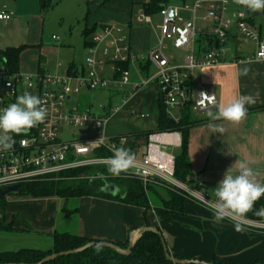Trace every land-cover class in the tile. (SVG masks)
I'll use <instances>...</instances> for the list:
<instances>
[{
	"label": "crops",
	"instance_id": "crops-1",
	"mask_svg": "<svg viewBox=\"0 0 264 264\" xmlns=\"http://www.w3.org/2000/svg\"><path fill=\"white\" fill-rule=\"evenodd\" d=\"M94 2L98 8L92 13L90 5ZM145 3H149L148 0H0V10L5 6L15 14L9 21L0 20V53L22 48L18 72L24 74L64 73L69 67L82 70L94 33L110 25H120L129 37L133 53L145 59L154 49L153 43L150 33L143 27L147 23L136 21L132 10L133 4L144 8ZM47 8H61L64 14L54 26L45 15ZM183 17L191 19L188 14ZM59 64L64 66L59 67ZM147 65L139 62L130 67L132 83L149 76L142 71ZM3 66L0 58V69ZM245 66L250 68L247 76L240 74ZM196 71L201 74L200 78L196 77L199 82L218 97V105L192 114L188 178L199 177L208 195L216 200L215 188L225 173L238 174V163L246 161L258 173V182L264 184V62L228 64ZM129 93L130 87L123 92L108 93L109 103L113 105L114 99H120L122 105ZM240 95L255 99V104L246 106L248 114L242 123L210 121L208 111L215 113L220 104ZM158 101L155 86L142 89L129 99L126 110L116 115L121 116V130L116 131L111 122L108 125L110 138L128 137L125 149H130L137 159L142 157L145 135L158 129ZM210 123L223 126L225 132L214 133L209 128ZM109 191L115 193L114 188ZM159 198L155 196L152 202L159 204ZM14 199L6 201L14 211L11 217L15 218L14 230L8 233L34 231L44 235L47 241L33 250L52 251L56 234L114 244L129 243L133 237L136 243L142 236L140 229L155 227L162 232L169 253L181 260L212 264L215 258L233 264H258L264 260V231L245 228L244 232H237L233 222L227 219L216 222L212 211L191 201L186 204L185 216L159 218L154 209L145 210L95 197L79 198L75 208H68V211H65L66 201L58 197ZM27 221L29 227L25 225Z\"/></svg>",
	"mask_w": 264,
	"mask_h": 264
},
{
	"label": "built area",
	"instance_id": "built-area-1",
	"mask_svg": "<svg viewBox=\"0 0 264 264\" xmlns=\"http://www.w3.org/2000/svg\"><path fill=\"white\" fill-rule=\"evenodd\" d=\"M232 3L233 0L227 3L224 0H186L180 5H164L158 14L162 20L159 27L162 40L145 59L133 53L123 27L110 25L94 33L82 70L69 67L64 73L40 71L31 75L13 72L4 65L0 69V110L27 91L45 102L47 116L26 134H13V148L0 151V190L55 180L74 170L107 167V158L128 143L126 136L110 138L108 125L113 117L126 110L129 99L142 89L151 86L158 89L159 101L176 125L181 123L186 110L199 113L215 108L218 97L199 82L196 70L241 61L264 62V12L252 13L240 6L242 9L230 18ZM201 12L203 17H199ZM183 14L190 15L191 19L186 20ZM14 16L5 6L0 10L1 21H9ZM259 18L261 22L257 21ZM138 20L152 23L144 10ZM200 20L211 25L207 32L198 28ZM199 37L206 38L200 50L197 49ZM165 41L186 53L183 65L175 64L173 58L165 55ZM139 62L152 66L155 73L132 83L130 68L124 66ZM128 87L131 93L123 99L122 105L109 103L102 107L101 114L68 106L84 90L119 93ZM66 132L71 133L69 140L62 138ZM181 146V132H154L146 139L141 159L135 158V166L124 174L139 180L145 189L160 185L212 211L210 203L215 199L208 195L199 177L185 182L176 177V159ZM259 218H246L245 228L264 231V217Z\"/></svg>",
	"mask_w": 264,
	"mask_h": 264
},
{
	"label": "trees",
	"instance_id": "trees-1",
	"mask_svg": "<svg viewBox=\"0 0 264 264\" xmlns=\"http://www.w3.org/2000/svg\"><path fill=\"white\" fill-rule=\"evenodd\" d=\"M186 0H150L144 4V11L147 15H158L164 5L172 3H183ZM205 37L197 39V49H201ZM23 49L10 48L0 53V58L4 65L13 72L19 71V62ZM125 69L130 66L125 65ZM150 66L147 65L142 71L149 74ZM158 129L156 132L178 131L182 133V149L176 159V177L185 182L190 176V165L188 157L189 130L193 125L191 110H186L182 114L180 124H174L167 116L164 106L158 101ZM264 109V108H262ZM152 134V133H151ZM150 134L145 135L147 138ZM95 177H98L95 179ZM59 181H42L37 183L21 185L19 192L15 195L29 198L58 197L68 202L70 199H79L83 197H95L123 203L125 205L143 208L145 210L154 209L159 218H168L170 216H185V207L189 201L185 196L169 189L167 197L161 198L156 194L152 185L144 188L143 184L124 173L120 176H113L107 171V167L101 169L85 168L64 173ZM109 188L115 189V193L107 192ZM147 191H152L158 198L159 204L151 203ZM3 207L6 200H0ZM5 208V207H4ZM264 208V196H262L254 205L251 212L247 214V219L260 220L255 212ZM65 211L68 208L65 206ZM15 221L9 223L5 219H0V232H12ZM160 231V230H159ZM161 232V231H160ZM162 233V232H161ZM163 236L153 232H145L135 243L131 254L125 256L114 249L95 245L94 247L70 256L59 257L55 261L47 264H173L168 261L163 249ZM91 242L84 238L69 235L56 234L54 236V248L52 251L44 252L33 249H22L19 251L3 252L0 254V264H40L44 259L63 252L79 250ZM120 249L128 248L129 243L115 244ZM178 259V258H177ZM181 260V259H179ZM193 260V259H191ZM201 262V261H200ZM195 264V263H189ZM213 264H233L215 258ZM264 264V260L258 262Z\"/></svg>",
	"mask_w": 264,
	"mask_h": 264
},
{
	"label": "clouds",
	"instance_id": "clouds-1",
	"mask_svg": "<svg viewBox=\"0 0 264 264\" xmlns=\"http://www.w3.org/2000/svg\"><path fill=\"white\" fill-rule=\"evenodd\" d=\"M227 3V0H224ZM237 5L247 8L252 13L264 12V0H233ZM89 63L92 60L89 59ZM242 64L246 62L241 61ZM250 68L240 70V74L247 76ZM201 96H208L201 93ZM44 101L30 92H24L6 108L0 110V151L11 150L14 146L13 134H26L30 129L45 121L47 108ZM255 104L250 95L239 97L220 104L214 113L208 111L210 121H227L232 124L242 123L248 114L247 105ZM214 133L223 134L225 128L214 123L209 124ZM135 166V154L130 149L118 148L113 155L107 158V171L113 176H120ZM258 173L246 161L238 163V174L227 171L223 179L215 188L216 200L210 203L216 222L229 219L233 221L237 232H244L246 217L254 208L255 203L264 196V184L258 182ZM255 215L264 217V208L255 212Z\"/></svg>",
	"mask_w": 264,
	"mask_h": 264
},
{
	"label": "rangeland",
	"instance_id": "rangeland-1",
	"mask_svg": "<svg viewBox=\"0 0 264 264\" xmlns=\"http://www.w3.org/2000/svg\"><path fill=\"white\" fill-rule=\"evenodd\" d=\"M95 3V2H94ZM92 3L90 5V10L92 12ZM174 4H179V3H174ZM143 5H138V4H133L132 10H133V17H135V20L137 21L139 15L143 12ZM242 8L240 5H237L235 3H232L229 7V15L228 17L232 18L233 14L237 12L238 10H241ZM93 13V12H92ZM46 17L52 22V26L55 25V23L60 19V17L64 16L62 9L55 8H47ZM204 13L201 12L199 17H203ZM152 23L151 24H144L143 27H145L148 32L150 33L151 40L153 43V47L156 48L160 44L162 40V31L158 28L162 24L161 17L159 15H152L150 16ZM186 20H189L190 18L187 17L185 18ZM258 22H261L262 19L259 18L257 19ZM198 28L208 31L211 27L210 24L205 23L203 21H198L197 22ZM120 26V25H119ZM50 27V26H49ZM122 27V26H121ZM76 29V27L73 28V30ZM52 31V29H49ZM235 32V29H234ZM51 33V32H50ZM60 35V34H59ZM244 50L247 49L246 46L242 47ZM163 51L165 55L169 58H173L175 61V64L183 65L184 60L186 58V53L174 49L172 46V43L170 41H165V46L163 48ZM155 73V70L152 66H150L149 69V75H152ZM195 76L200 78L201 74L196 71ZM109 92L107 90H95V91H87L84 90L82 93L77 97L74 98L73 102L68 104L69 107H74V106H79L80 110L85 111L88 108L92 111V113L95 114H101L102 107L106 106L109 104ZM114 106H120L121 101L120 99H117L113 101ZM94 106V107H92ZM120 115L113 117L111 122V126L117 131L121 130L122 125H120ZM71 137L70 132H66L65 134H62L63 140H69ZM182 147V146H181ZM95 169H101V168H95ZM60 179H55V181H59ZM52 181V180H50ZM153 188L156 190V194L162 196L163 198L167 197V190L164 189L162 186L158 185H152ZM107 192H110L107 190ZM149 201L152 203V200L154 202V194L152 191H147ZM22 196H18L15 194H12L7 197L6 201L10 200L11 198L20 199ZM46 198H51V197H46ZM66 201V200H65ZM190 201V200H189ZM193 202V201H191ZM7 203V202H6ZM78 203V199H70L68 202L66 201V207L69 209L75 208L76 204ZM5 207V208H4ZM3 207V204H0V219H5L7 222L11 223L13 222V217H11L14 213L11 207H8V205L5 204ZM29 221L25 223L29 227ZM44 235H40V233L34 232V231H29V232H20V233H6V232H0V253L2 251H18L19 249L26 248V249H37L35 247H39V245H42V242L45 243L47 241L46 237H43Z\"/></svg>",
	"mask_w": 264,
	"mask_h": 264
},
{
	"label": "water",
	"instance_id": "water-1",
	"mask_svg": "<svg viewBox=\"0 0 264 264\" xmlns=\"http://www.w3.org/2000/svg\"><path fill=\"white\" fill-rule=\"evenodd\" d=\"M98 8L97 2H95L92 5V12H95ZM249 12V10H248ZM20 187L19 186H12L9 187L7 190H0V200H6L8 196L12 195V194H17L19 192ZM139 232H141L142 234L145 232H153L156 233L160 236H163L162 233L155 227H150V228H142L139 230ZM95 245H99L101 247H107V248H111L116 250L117 252H119L122 255L125 256H129L131 254V251L135 245L134 242V238L132 237L129 241V246L127 249L122 250L120 249L118 246H116L114 243H109V242H91L88 243L86 246H84L83 248L79 249V250H74V251H69V252H63V253H59V254H53L49 257H47L46 259H44L40 264H47L50 263L52 261H55L57 258L59 257H65V256H70V255H75L81 252H84L92 247H94ZM163 249H164V253L166 255V258L168 259L169 262L173 263V264H189V263H195V264H212V263H207V262H200L197 260H179L175 257H173L168 250L167 244L165 242V240L163 241Z\"/></svg>",
	"mask_w": 264,
	"mask_h": 264
}]
</instances>
